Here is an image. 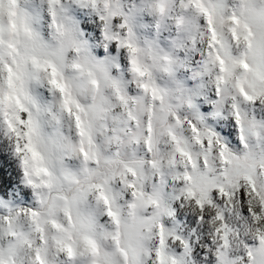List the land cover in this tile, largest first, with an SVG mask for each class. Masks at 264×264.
I'll list each match as a JSON object with an SVG mask.
<instances>
[{
	"label": "snow or ice",
	"instance_id": "6c2138e0",
	"mask_svg": "<svg viewBox=\"0 0 264 264\" xmlns=\"http://www.w3.org/2000/svg\"><path fill=\"white\" fill-rule=\"evenodd\" d=\"M0 159V264H264V0H0Z\"/></svg>",
	"mask_w": 264,
	"mask_h": 264
},
{
	"label": "clouds",
	"instance_id": "9594fccd",
	"mask_svg": "<svg viewBox=\"0 0 264 264\" xmlns=\"http://www.w3.org/2000/svg\"><path fill=\"white\" fill-rule=\"evenodd\" d=\"M181 213H182V216H188L189 218L197 216V210L194 207H185L181 209ZM188 226H189L188 224H185V227H188ZM201 228H202V235L204 236H207L208 231L211 230V226H209L208 231L203 230L202 226ZM203 247L205 249L203 256H201L200 253L197 252L195 256L190 257V260L193 262V264H201V260L209 259V258L211 259V264H217L215 249L213 247H210L207 244H204ZM177 249H178V246L176 248H172L170 246V251L175 252L176 255L179 256L181 253L180 251H177ZM232 252L235 253L236 255H238L240 252L239 244L236 241H233ZM197 257H200V258L198 259Z\"/></svg>",
	"mask_w": 264,
	"mask_h": 264
},
{
	"label": "trees",
	"instance_id": "16d2710c",
	"mask_svg": "<svg viewBox=\"0 0 264 264\" xmlns=\"http://www.w3.org/2000/svg\"><path fill=\"white\" fill-rule=\"evenodd\" d=\"M1 166L7 169L9 175H14V173L12 172V169L15 167L14 164L10 165L9 162H6L5 165H1Z\"/></svg>",
	"mask_w": 264,
	"mask_h": 264
},
{
	"label": "built area",
	"instance_id": "2783aa9c",
	"mask_svg": "<svg viewBox=\"0 0 264 264\" xmlns=\"http://www.w3.org/2000/svg\"><path fill=\"white\" fill-rule=\"evenodd\" d=\"M191 218H193L194 219V217H191ZM181 220H183V221H185V224H188V221H189V217L188 216H181V218H180ZM192 227H195L196 225H191ZM203 255H204V252H203ZM202 255V256H203Z\"/></svg>",
	"mask_w": 264,
	"mask_h": 264
},
{
	"label": "rangeland",
	"instance_id": "374dc122",
	"mask_svg": "<svg viewBox=\"0 0 264 264\" xmlns=\"http://www.w3.org/2000/svg\"><path fill=\"white\" fill-rule=\"evenodd\" d=\"M6 162H8V161L3 160V159H0V166H1V165H5ZM180 223L185 225V221H183V220H181V219H180Z\"/></svg>",
	"mask_w": 264,
	"mask_h": 264
}]
</instances>
